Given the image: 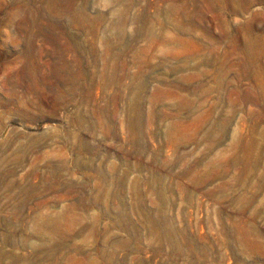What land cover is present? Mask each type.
Wrapping results in <instances>:
<instances>
[{"label":"rangeland","instance_id":"1","mask_svg":"<svg viewBox=\"0 0 264 264\" xmlns=\"http://www.w3.org/2000/svg\"><path fill=\"white\" fill-rule=\"evenodd\" d=\"M0 264H264V0H0Z\"/></svg>","mask_w":264,"mask_h":264},{"label":"bare ground","instance_id":"2","mask_svg":"<svg viewBox=\"0 0 264 264\" xmlns=\"http://www.w3.org/2000/svg\"><path fill=\"white\" fill-rule=\"evenodd\" d=\"M55 2V1H54ZM239 2V1H238ZM238 4V3H237ZM73 9V8H72ZM78 11V10H77ZM57 13V12H56ZM76 15V14H75ZM253 65V64H252Z\"/></svg>","mask_w":264,"mask_h":264}]
</instances>
